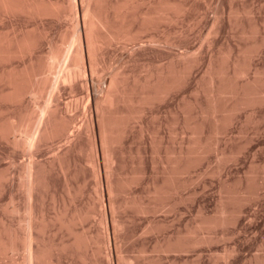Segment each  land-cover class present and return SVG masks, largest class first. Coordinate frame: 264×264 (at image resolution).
<instances>
[{
	"label": "rangeland",
	"instance_id": "rangeland-1",
	"mask_svg": "<svg viewBox=\"0 0 264 264\" xmlns=\"http://www.w3.org/2000/svg\"><path fill=\"white\" fill-rule=\"evenodd\" d=\"M101 5L116 31L138 39L112 40L98 66L85 48L87 74L76 83L64 79L73 62L62 58L50 72L52 87L37 96L25 94L27 74L46 73L77 17L0 18V126L16 129L12 138L0 137V236L17 245L6 256L0 252V262L26 258L22 173L32 159L46 168L33 204L45 250L40 264H264V0ZM156 6L162 10L152 24L146 18ZM19 46L23 51L7 57ZM169 67L176 71L171 87L154 89L150 82ZM115 73L147 101L124 106L132 113L112 137L116 163L109 178L85 81L105 87ZM90 112L96 133L86 127ZM94 141L100 166L91 162ZM58 152L64 169L50 164Z\"/></svg>",
	"mask_w": 264,
	"mask_h": 264
},
{
	"label": "bare ground",
	"instance_id": "bare-ground-1",
	"mask_svg": "<svg viewBox=\"0 0 264 264\" xmlns=\"http://www.w3.org/2000/svg\"><path fill=\"white\" fill-rule=\"evenodd\" d=\"M80 1H82V4L80 7H78V5H79L78 0H21V1L20 0H0V18L3 15H9V14L14 15V13H17V12H27L29 14L37 15V16H42V15H46V14H53V15H56L58 17L65 16V15L77 17V23L73 24L74 34H72L71 38L67 42H65L61 47H59L58 49H56L55 51L52 52L49 67L45 71L46 73H42V71L40 74H37L36 72L35 73H28L27 72L28 74L26 77H28V82H30V84H29L30 87L28 90H26L25 94H33L34 96H37L39 94L42 95L43 93H45L47 91V89L52 87L53 79L51 78L50 72L53 68L55 69L58 65H60V62H61L60 60L62 58H63V60H65L66 63H68L69 61L73 62V66L71 67V69H69L63 75L64 79L65 80H67V79L74 80L76 83V80L78 78L82 77V75L87 74V71L84 70L85 48H87V50L89 52L90 62L91 61L93 62L92 63L93 66H95V65L98 66V64L100 65V63H98L97 57H98V54L100 53V50H102L105 47V45L106 46L109 45L112 40H114V39L136 40V39H138V34H135L132 36H129L128 33L127 34H121L111 26V24L109 23L107 18H104L102 16L103 15L102 14L103 9H102V5H101V0H80ZM47 3H50V6H47V5H49ZM154 5H156V4H154ZM169 8H171V7H165L163 10L169 11V10L173 9V8H171V9H169ZM160 10H162V8L159 6H156L154 8V10L152 11L151 15H150V13H149V15H147L150 17L146 18V19H148V20L150 19L152 24L155 23L157 20L158 14L161 13ZM81 15L84 18H81ZM79 17L85 21V23L82 22L85 24V25L83 24L84 28H82V29L80 26L81 21H80ZM159 19H161V18H159ZM145 22H147V21L145 20ZM143 23H144V21H143ZM124 31H126V30H124ZM103 32H105L107 37H104ZM8 43H9V46H11V47L13 46L12 41H9ZM67 43H69V45H70V47L68 49H66L64 46ZM0 45H1V40H0ZM20 51H23L22 46H19L18 50H15V51L10 50L9 53H7V57H11L14 53L20 52ZM2 52H3V50H1V48H0V58L3 56V55H1ZM81 64H82V68H81ZM175 72H176L175 68H173V67H169L166 70L164 69L159 73L157 72L158 73L157 76H155V78L152 81L150 80L151 81L150 83H153L154 89L155 88L160 89V88L166 87V86L171 87L170 82L175 79L174 78ZM41 74H43L42 78L40 76ZM53 74H54V71H53ZM53 74H52V76H53ZM151 74H150V76H151ZM85 77H84V79H85ZM217 80H218V78H217ZM105 81H106V79H105ZM124 81H125V79L119 78L117 73L112 74V76L110 77V81H107V83L108 82L109 83L105 87L102 85V83L101 84H97V83L96 84L95 83L89 84L88 81L87 82L85 81V84H86L85 89L87 88V91L89 93V98L92 95L93 100L95 101L94 106L96 105L95 110L97 111V116H98V117L96 116L98 118V120H97L98 126L97 127H98L99 132H100L98 134L101 138L100 141H101L102 150L104 152L103 154H105L106 158H107L106 159L107 160L106 174L109 178L112 175L114 163H116L115 162V155H114V152L111 148V144L114 142L115 139H113L112 137L114 136V132L116 130L120 129L119 123L121 122V120L127 119L132 113L131 112V113L127 114L126 111L124 110V106L126 104H129V106H133V107L137 106V104L139 102H141L142 100H146V98H147V97L142 96V94H141L142 97L134 96L133 92L136 91L137 89L133 90L134 89L133 88L132 92L129 91V89L127 87L128 85L126 84L127 85L126 86ZM81 86H83V83ZM74 88H78L77 85H74ZM165 95H166V92H165ZM133 110L134 109H131V111H133ZM90 114L91 115L87 118V121H86L87 122L86 127H87L88 131H91L92 133H96L95 129L98 130L97 128H95V125H96L95 121L96 120H94V116H93L92 112H90ZM138 116H139V114H138ZM44 122H45V111L43 110L42 111V118L40 120H38V127H39L38 131L36 133V136L33 135V139H32L33 144H35V141H36V139L40 133L42 126L44 125ZM15 130H16L15 127L5 128V127L0 126V137H4V138L6 137V138L10 139V138H12V135L15 133ZM29 131H30V129H29ZM64 131L65 130H63V132ZM77 132L78 133L76 134V139L81 136V129H78ZM27 133H28L27 137H29L30 133L29 132H27ZM70 135H71V137H73L75 135V132H72ZM73 138H75V137H73ZM93 139L95 140V138H93ZM11 140H13V143H16V144L18 143V142H16L15 139H11ZM24 142H25V144H27L29 141L26 139ZM69 143H71V142H69ZM98 145L99 144H97V142L94 141V143L92 145L93 146V156L91 158V160H92L91 162H93L94 164L99 163V166H100V162H98V155H99L98 154ZM63 156L64 155L60 152L56 153L55 156H53V159L50 161V164L53 166L59 165L61 168L64 169ZM93 169H94V167H93ZM170 170H171V173L173 171L175 172V169L173 170V167H170ZM45 171H46V168L44 166H39V165L37 166L36 161L32 160V159L30 160V163L26 164L24 167V171L22 173V176L25 178V180L22 184V187L24 189L25 196L27 199V205L25 208L27 213L25 214V217L23 218V222H24L23 224H24V229H25L24 249L26 251V258L23 262H19V261L10 259V263H7V264H40L41 261L44 260V258H45V250L41 249V247L39 246L38 237L35 233V227H36L35 220H36V218H35L34 210H33L34 199H35V196H36V193H37L39 187L41 186V184L43 182V177H44ZM103 172H104V170H103ZM99 173H101V172H99ZM104 175H105V172H104ZM99 177H101V176H99ZM167 179H171V178H167ZM108 180H107V182H108ZM107 184H110V183H107ZM11 197H12V195H11ZM73 217H71V218H73ZM64 222H66V221H64ZM8 237H6V238H8ZM10 240H11V238H10ZM12 240H11V242H9L8 240L4 239V237L2 235L0 236V252L1 253L3 252L2 255L6 256L5 254L10 253V252L12 253L13 251L17 250V245ZM11 257L12 256H10V258ZM0 264H5V263L0 262Z\"/></svg>",
	"mask_w": 264,
	"mask_h": 264
}]
</instances>
